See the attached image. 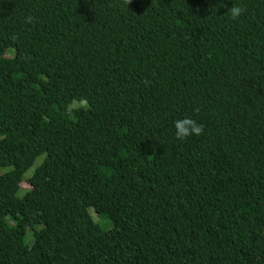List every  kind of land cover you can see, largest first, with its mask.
Segmentation results:
<instances>
[{"label": "trees", "instance_id": "16d2710c", "mask_svg": "<svg viewBox=\"0 0 264 264\" xmlns=\"http://www.w3.org/2000/svg\"><path fill=\"white\" fill-rule=\"evenodd\" d=\"M0 264H264V0H0Z\"/></svg>", "mask_w": 264, "mask_h": 264}, {"label": "clouds", "instance_id": "9594fccd", "mask_svg": "<svg viewBox=\"0 0 264 264\" xmlns=\"http://www.w3.org/2000/svg\"><path fill=\"white\" fill-rule=\"evenodd\" d=\"M126 5L131 3V0H124ZM245 9L239 5L233 4L228 8L227 13L229 18L233 21L238 20L241 15L244 13ZM32 17H29L28 20L31 21ZM84 107L87 106V102H84ZM175 127V138L179 141H184L191 136H200L204 133V125L198 123L196 120L191 117H185L183 119H177L174 121Z\"/></svg>", "mask_w": 264, "mask_h": 264}, {"label": "rangeland", "instance_id": "374dc122", "mask_svg": "<svg viewBox=\"0 0 264 264\" xmlns=\"http://www.w3.org/2000/svg\"><path fill=\"white\" fill-rule=\"evenodd\" d=\"M13 54H14L13 51H12V50H9V51L7 52V54L5 55L4 58H5V59H9V58L13 57ZM83 105H84V103H80V104H79V102H74L73 105H72V107H73V106H74V107H80V106H83ZM41 162H42V159H41V158H38V159L35 161L34 166H33V167L30 169V171H28V173L26 174V176H25V181H24V183L22 184V187H21L22 190H21L20 193H18V195H17L18 197H20V198L23 197V194H24L25 192H27V190H29V185H28V183H27L26 180H27L28 178H30V176H32V174H33L35 168L38 167V166L41 164ZM88 212H89L90 216L93 218V220H94L95 222L99 223V225H101V227H102L104 230H110V229H111V227H112V223H111V221H110L109 219H107V218H104V219H103V217L97 215L93 208H89V209H88ZM27 235H28V233H27ZM28 237H29V239H31V238H32V234L29 233Z\"/></svg>", "mask_w": 264, "mask_h": 264}]
</instances>
